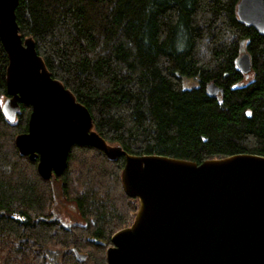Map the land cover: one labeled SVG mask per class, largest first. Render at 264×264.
Listing matches in <instances>:
<instances>
[{
  "label": "trees",
  "instance_id": "obj_1",
  "mask_svg": "<svg viewBox=\"0 0 264 264\" xmlns=\"http://www.w3.org/2000/svg\"><path fill=\"white\" fill-rule=\"evenodd\" d=\"M240 2L20 0L16 20L110 145L202 164L264 157V34L239 20ZM244 53L251 81L237 65ZM8 64L0 41V264H52L49 248L65 251L60 264H108L112 237L139 208L123 188L125 158L74 145L63 175L44 180L16 147L32 108L21 104L15 123L2 109ZM185 78L199 87L184 89ZM213 83L223 89L218 97L208 92ZM56 187L82 223L56 215Z\"/></svg>",
  "mask_w": 264,
  "mask_h": 264
},
{
  "label": "water",
  "instance_id": "obj_2",
  "mask_svg": "<svg viewBox=\"0 0 264 264\" xmlns=\"http://www.w3.org/2000/svg\"><path fill=\"white\" fill-rule=\"evenodd\" d=\"M20 0H0V41L7 53L6 118L15 123L21 104L32 108L28 131L16 137L23 157L38 162L44 180L60 177L74 145L109 160L125 158V194L139 201L131 226L117 232L108 264H264V157L251 154L198 164L165 156H134L95 130L89 110L53 78L33 38L16 20ZM239 20L264 34V0H241ZM249 76L248 53L237 62ZM218 97L223 89L210 84ZM77 258L86 256L75 251Z\"/></svg>",
  "mask_w": 264,
  "mask_h": 264
},
{
  "label": "rangeland",
  "instance_id": "obj_3",
  "mask_svg": "<svg viewBox=\"0 0 264 264\" xmlns=\"http://www.w3.org/2000/svg\"><path fill=\"white\" fill-rule=\"evenodd\" d=\"M246 80L247 81L253 80V76L252 75L249 76V78H246ZM183 86H184V89H187V90L197 88L199 87V81L198 79L185 78ZM56 192H57V198H56V205H55V213L57 216H59L61 221L65 223L67 226L82 223L83 220L81 216L79 215V212L77 211V209L74 207V205H72L71 203H68L62 198V195L58 187H56ZM132 223H133V220H132ZM64 254H65V251L57 249V248H49L47 252L48 258L52 264H60L61 259ZM83 255L86 256V259H87V255L85 254Z\"/></svg>",
  "mask_w": 264,
  "mask_h": 264
},
{
  "label": "flooded vegetation",
  "instance_id": "obj_4",
  "mask_svg": "<svg viewBox=\"0 0 264 264\" xmlns=\"http://www.w3.org/2000/svg\"><path fill=\"white\" fill-rule=\"evenodd\" d=\"M252 74V73H251ZM251 74L249 76H251ZM246 76V75H245ZM249 76H246V78H249ZM61 220V219H60Z\"/></svg>",
  "mask_w": 264,
  "mask_h": 264
}]
</instances>
